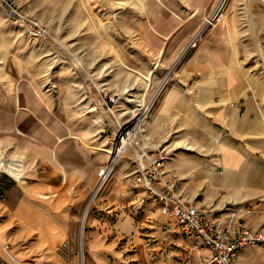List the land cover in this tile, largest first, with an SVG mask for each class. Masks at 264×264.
Wrapping results in <instances>:
<instances>
[{
  "label": "rangeland",
  "instance_id": "rangeland-1",
  "mask_svg": "<svg viewBox=\"0 0 264 264\" xmlns=\"http://www.w3.org/2000/svg\"><path fill=\"white\" fill-rule=\"evenodd\" d=\"M156 1L165 10L164 21L170 20L164 29L159 21L156 28L154 22L148 26L159 34L156 38L143 31L156 11L137 0H16L47 28L41 39L14 26L0 7V157L7 162L22 157L25 167L20 180L0 170V205H16L41 184L42 196L30 194L31 199L47 205L58 193L55 166L73 148L77 157L85 154L92 164L91 181L62 188L85 194L76 231L80 264L88 255L91 216L100 218L105 209L117 207L124 191L132 192L139 209L154 202L137 181L138 163L162 148L171 155L176 146L204 151L212 146L210 128L187 133L184 119L181 125L180 119L157 117L172 84L187 93L202 80L201 70L190 81L181 80L185 66L233 55L250 81H264V0ZM209 16L214 20L208 24ZM203 26L196 46H189ZM148 75L151 85L144 78ZM128 137L133 144L110 167L113 151ZM167 171L180 189L177 174ZM249 249L255 251V264H264V244ZM186 251L178 254V264Z\"/></svg>",
  "mask_w": 264,
  "mask_h": 264
},
{
  "label": "crops",
  "instance_id": "crops-1",
  "mask_svg": "<svg viewBox=\"0 0 264 264\" xmlns=\"http://www.w3.org/2000/svg\"><path fill=\"white\" fill-rule=\"evenodd\" d=\"M137 1L155 9L143 31L156 38L159 34H153L148 26L154 22L156 28L159 21L164 29V23L170 21H164L165 10L156 0ZM224 49L226 55L231 54ZM224 56L218 54L215 61L201 66H185L183 81L202 72V80L187 88V93L181 84H172L157 117L180 119L181 125L184 119L183 123L190 125L187 133L199 135L210 128L212 146L206 151L174 147L177 150L171 152L167 169L179 177L184 199L226 222L241 219L249 227L264 231V81H250L237 57ZM74 150L55 166L58 180L46 179L59 182L53 184L58 193H53L47 205L30 195L42 196V184L29 189L14 206L0 205V264H80L76 231L85 194L62 188L63 183L66 187L70 182H90L92 164L83 157L85 154L77 157ZM122 195L117 207L105 209L100 218L91 216L85 264H178V254L191 248L192 241L172 224L170 241L174 250L163 252L160 241L167 216L155 202L139 209L132 192ZM192 253L194 264L211 259L204 247ZM254 253L249 248L241 251L238 264H255Z\"/></svg>",
  "mask_w": 264,
  "mask_h": 264
},
{
  "label": "built area",
  "instance_id": "built-area-1",
  "mask_svg": "<svg viewBox=\"0 0 264 264\" xmlns=\"http://www.w3.org/2000/svg\"><path fill=\"white\" fill-rule=\"evenodd\" d=\"M0 7L7 19L14 26L24 29L30 38L41 39L47 35L45 25L16 0H0ZM213 20L214 18L209 16L206 22L209 24ZM204 26L194 34L189 46H196ZM170 156L169 151L162 148L147 156L145 164L138 163L136 170L137 181L144 183L149 197L159 205L161 213L167 216L160 241L162 251H167L171 245L172 224H175L179 232L193 243L192 247L184 252L181 264H193L192 251L200 247L207 248L211 253V259L206 264H237L241 251L264 244L263 230L251 228L241 219L235 222L230 219L226 222L219 215L201 209L184 199L178 183L167 171ZM0 170L3 171L1 158ZM105 172L106 170H103L101 173L104 178ZM3 195L1 193V196ZM146 198L142 197V203L146 202ZM5 248L9 250L8 245Z\"/></svg>",
  "mask_w": 264,
  "mask_h": 264
},
{
  "label": "bare ground",
  "instance_id": "bare-ground-1",
  "mask_svg": "<svg viewBox=\"0 0 264 264\" xmlns=\"http://www.w3.org/2000/svg\"><path fill=\"white\" fill-rule=\"evenodd\" d=\"M150 73V72H149ZM146 83H148V85H151L152 83V76L148 75V76H144ZM143 108H145V110L147 109L146 106H142ZM137 110V107H135V109L132 110V112L135 114ZM141 124H138L137 128H140ZM124 140L122 141V144H120L115 151H113L114 157L111 160V166L112 167L118 160V155L122 152L125 151V149L132 145L133 142L131 141V139L128 138H123ZM112 153V152H111ZM1 158V157H0ZM1 162H2V169L3 171L7 172L10 176H12L13 178H15L16 180H20L24 177L25 175V167L23 164V158L19 157V158H14L12 159L10 162H7L6 160H4L3 158H1ZM107 174V172H105ZM44 198H49V196L47 195H43Z\"/></svg>",
  "mask_w": 264,
  "mask_h": 264
}]
</instances>
